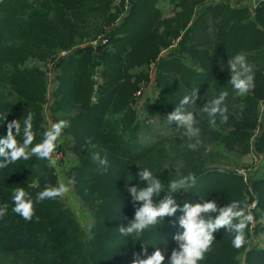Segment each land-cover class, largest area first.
Here are the masks:
<instances>
[{
    "label": "trees",
    "instance_id": "1",
    "mask_svg": "<svg viewBox=\"0 0 264 264\" xmlns=\"http://www.w3.org/2000/svg\"><path fill=\"white\" fill-rule=\"evenodd\" d=\"M172 2V16L165 15L158 0L0 3V115H8L5 124L0 121V137L7 133V122L21 120L22 125L31 113L33 143L41 142L48 104L45 66L62 52L71 51L58 60L53 71L57 89L51 95L50 112L54 122H69L62 137L72 139L80 163L66 176L93 219L91 231L86 230L62 196L36 202L39 192L59 185L46 160L33 156L0 169V204L8 206L0 219V264H128L134 253L142 251L141 241L118 231L140 207L139 203L133 206L125 188L131 182L129 175L138 171L135 164L152 168L165 184L175 176L194 174L196 187L177 197L180 205L196 203L203 196L216 199L220 207L238 200L246 208L242 178L212 166L209 153L210 149L240 156L251 152L264 102V0L253 8L215 0ZM237 53L247 55L255 73V86L245 96L235 95L227 83V60ZM42 63L43 70L38 65ZM152 65L154 77L149 69ZM153 79L158 96L139 107L142 120L135 108L136 91ZM192 88L199 89V106L220 91L229 92L228 123L218 122L213 129L206 115L201 116L202 147L196 152L188 148L182 130L166 122ZM154 119L166 123L164 135L155 133V124H150ZM254 143L264 160V130ZM95 152L107 157L106 172L91 161ZM164 164L169 167L164 169ZM249 186L259 197L255 217L264 219V171ZM18 187L33 200L31 221L12 212V194ZM181 215L166 217L142 239L170 255L174 248L178 250L173 236L183 231ZM232 236L223 228L217 230L200 264H238L244 253V264H264V248H250L246 231V243L240 249L232 246ZM148 251H153L151 246Z\"/></svg>",
    "mask_w": 264,
    "mask_h": 264
},
{
    "label": "clouds",
    "instance_id": "2",
    "mask_svg": "<svg viewBox=\"0 0 264 264\" xmlns=\"http://www.w3.org/2000/svg\"><path fill=\"white\" fill-rule=\"evenodd\" d=\"M220 70L225 71L222 60ZM227 71L230 77L227 83L235 95L245 96L253 90L254 68L245 53L232 55L227 60ZM198 92V88H192L179 100L175 110L166 117L169 127L175 125L176 130H182L181 135L187 138V146L193 152L202 147V130L199 126L201 116L206 115L207 125L213 129L217 127L218 122L227 124L229 120L226 104L228 91H220L210 101L203 102L202 106L197 103L200 99ZM7 116L0 115L2 125L6 123ZM6 127V135L0 137V169L20 161H28L33 156L55 166L57 162L52 154L58 147L57 142L63 130L69 127V122L60 120L52 123L51 127L44 131L41 142L36 144L33 143L35 133L31 113L23 118L22 125L21 120H12L7 122ZM91 161L99 169L105 172L108 170L109 161L106 156L102 157L100 153L95 152L91 155ZM134 166L138 171L134 175H129L131 182L125 184V188L133 206L139 203L140 207L135 208L134 218L127 226L118 229L121 236L141 241L142 251L133 254L132 264H200L213 245L214 233L221 228L233 234L231 243L235 249L244 246L245 230L254 221V216L241 207L240 201L234 200L220 207L216 199L200 196L196 203L185 202L180 205L177 203V197L192 192L196 187L197 178L194 174L175 176L165 184L152 168L147 166L141 168L138 164ZM168 167V164L163 165L164 169ZM67 191V187L63 184L45 188L36 195V202L62 196ZM154 197L157 198L156 202ZM12 204L13 213L25 221L33 219L34 203L23 187L13 190ZM252 207L255 205L253 204ZM7 211V204H0V219L7 214ZM178 212L182 214L179 227L183 230L173 236V240L178 244V250L174 248L170 255L166 256L159 246L151 240L145 242L142 238L147 230L156 229L159 224L165 222L166 217H173ZM150 246L153 249L151 253L148 251Z\"/></svg>",
    "mask_w": 264,
    "mask_h": 264
},
{
    "label": "rangeland",
    "instance_id": "3",
    "mask_svg": "<svg viewBox=\"0 0 264 264\" xmlns=\"http://www.w3.org/2000/svg\"><path fill=\"white\" fill-rule=\"evenodd\" d=\"M2 1L3 0H0V3H2ZM158 1H159L160 9L165 13V15L172 16L173 10H174V4L172 0H158ZM237 1L243 4L247 2V0H237ZM94 49H97V48H94ZM59 59L60 57L58 55L55 57L54 61L51 64L45 66V70H46V73L48 76V82H49L48 95H47L48 104L45 105L46 130L51 127L52 123H54L52 116H51L52 113L50 112V104L53 101V98L51 97V95L52 93H55L57 89L56 84L52 83V81L55 79V75L53 71L55 70L56 64ZM38 65L43 70V63L38 64ZM149 69L153 73V65L150 66ZM152 75L154 77V73ZM95 79L99 83L102 82L99 74L96 75ZM136 93L137 94L135 95V102H136L135 108L138 109V116L140 118L141 115H143L142 113L143 111L139 107L141 108L144 107L145 102L152 100L158 96V91H157V87L154 84V79L148 85L144 83L141 84L139 86V89L136 91ZM55 116L58 117L60 116V114H55ZM150 124H155V127H156L155 133H159L160 135L165 134V130L163 129H164V124L166 123L163 120L161 121V120L154 119L153 123H150ZM263 130H264V102H262L260 105L259 119H258V123L255 129V132H254L251 152L248 155L240 156L234 153L231 154L222 149H210V153H209V155H212L211 161L214 163L212 166H215V167L220 166L222 170L224 169L226 171L233 172L234 174L242 178L246 186L245 188L246 198H247V204H246L247 206L245 208L246 212H248L254 200H259L258 194L254 195L255 190L253 187H250L249 184L255 181L256 179H259L262 176L263 171H264V160L256 152V145L254 143V140L260 137ZM183 139H185V141L188 143L187 138L183 137ZM57 143H58V147L55 150V152L52 154L53 158L56 160L57 163L55 166L49 165L48 162L47 164L57 174L59 185L63 184L68 189V191L62 195L64 204L70 211L74 213V216L76 217L78 222L81 223L82 226L86 230L91 231L90 229L93 226V219L90 213L88 212V210L83 206L82 201L77 195L75 187H74V182L66 176L72 167L80 163L78 156L72 150L74 147V144L70 137H62V136L58 140ZM258 209H259V206H258ZM258 209L256 211H258ZM255 221H256V226H257L255 227L256 229L254 228L253 230H250L249 225H248V227L245 230L248 235V238L250 239L249 240L250 248L252 247L264 248V219L258 220L255 217ZM244 254L239 258L238 264H244V257H243ZM132 261H133V258L129 260L128 264H132Z\"/></svg>",
    "mask_w": 264,
    "mask_h": 264
},
{
    "label": "built area",
    "instance_id": "4",
    "mask_svg": "<svg viewBox=\"0 0 264 264\" xmlns=\"http://www.w3.org/2000/svg\"><path fill=\"white\" fill-rule=\"evenodd\" d=\"M259 4V3H258ZM257 4V5H258ZM93 46H97V43L95 42V43H93ZM71 54V51H68V52H62L60 55H59V57L60 58H66V57H68L69 55ZM254 195H256V193H254ZM255 205V207H252V205ZM253 204L250 206V209L248 210V211H250L251 212V214H253V216H254V221L251 223V224H249V229L250 230H253L255 227H256V221H255V212H256V210L258 209V206H259V201L258 200H254L253 201Z\"/></svg>",
    "mask_w": 264,
    "mask_h": 264
},
{
    "label": "crops",
    "instance_id": "5",
    "mask_svg": "<svg viewBox=\"0 0 264 264\" xmlns=\"http://www.w3.org/2000/svg\"><path fill=\"white\" fill-rule=\"evenodd\" d=\"M225 1L226 3L230 4L231 7H248L253 8L256 7L258 3H260L261 0H247V2L239 3L237 0H215V2ZM235 2V3H234Z\"/></svg>",
    "mask_w": 264,
    "mask_h": 264
}]
</instances>
